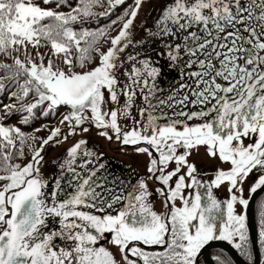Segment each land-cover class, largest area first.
Instances as JSON below:
<instances>
[{
  "label": "snow or ice",
  "instance_id": "obj_1",
  "mask_svg": "<svg viewBox=\"0 0 264 264\" xmlns=\"http://www.w3.org/2000/svg\"><path fill=\"white\" fill-rule=\"evenodd\" d=\"M53 2L43 0L45 5ZM55 3L59 8L67 0H55ZM103 3L104 0H79L76 7L65 13L41 7L32 0H0V54L13 60L11 65L0 64V69L6 73L0 77V91L5 90L4 79L19 84L23 75L26 79L19 87L22 95H12L22 100L34 93L36 99L21 109L29 113L22 123L27 124L37 108L42 107V115L48 116L65 106L70 111L61 123L67 122L71 126L70 135H75L76 128L90 120L97 129L111 128L124 145H150L158 158L151 159L148 171L154 175L160 173L156 179L167 186V190L161 188L158 191L165 196V207L171 203L172 208L161 214L154 211L148 199L151 192L144 180L133 186L127 195L108 189L111 199L101 198L96 188L102 185L93 180L96 170L88 169L92 159L79 165L88 171L87 176L76 173L72 167L78 154L89 158L95 155L83 147L87 143L85 140L68 150L65 161L79 183L74 194L59 199L60 181L55 180V187L49 190L48 182L39 176V165L43 160V146L60 135L61 129H53L47 139L42 140L41 147L34 149L32 162L21 167L10 162L12 153L5 149H15L13 135L23 145L25 134L19 128L5 127L0 123V171L6 173L0 175V182H6L0 184V264H120L113 252L101 243L104 240L119 248L125 264H137L129 256L138 257L143 264H198L201 250L214 239L230 243L238 239L234 246L247 256L251 264L253 257L248 244L246 215L238 214L235 205L248 207L249 200L243 197V183L254 170L264 173V0H172L158 21V25H162L161 31L150 34L182 41L174 46L166 44L167 55L175 62L180 59L183 49L187 57L183 67L194 69L184 75L194 81V87L182 85L190 90V96L185 95L168 106L186 107L190 102L197 110L181 109L174 113V116L185 119H172L165 114L157 117L149 113L142 129L134 127L128 132H122L118 115L129 114L134 89L141 84L140 77L146 74L155 79L160 69L152 67L150 61L142 60L143 72L133 65L131 72L125 73L130 83L118 87L115 70L122 67V63H117L118 54L131 42L129 29L144 3V0H134V7L112 21L113 25L123 21V26L111 39L112 47L100 53L99 66L84 72L73 71L72 49L80 52L77 59L83 68L85 60L91 59L87 53L98 38L107 35V28L77 33L70 25L78 22L81 16L97 15L93 8ZM124 3L125 0H107L108 9L99 15L107 17ZM45 20L51 23H42ZM193 27L197 31H189ZM41 40L50 43L53 55L63 54L67 71L54 67L51 58L45 64L44 56L39 53V63L30 58L29 46H44ZM81 41L88 46L81 48ZM21 51L26 57L24 61L13 56ZM128 59L134 60L135 57L129 56ZM142 83L144 87L148 86V80ZM105 91L114 103H119L121 94L127 96L124 108L107 111L104 107L108 102ZM173 99V96L168 97L169 101ZM144 100L149 101V96L145 95ZM165 103L159 101L160 105ZM13 107L5 106L7 109ZM144 112L141 109L142 116ZM161 118L170 122L157 124ZM192 120L202 123H187ZM82 130L87 132L89 128L83 127ZM99 134L112 139L107 131ZM246 138L252 140L247 146L244 143ZM201 146L211 157H218L231 165L227 171L218 170L212 183L206 185L209 189L207 204L202 203L199 191L194 197L191 194L186 197L183 193V189L200 184L194 176L196 168L188 163L187 158L192 150ZM180 149L184 151L179 152ZM137 151L152 156L146 147H139ZM19 152L23 155L22 148ZM172 162L177 167L168 171ZM182 167H187L190 183H186L185 175L177 176ZM173 177H177L174 187L170 184ZM225 182L229 184L231 195L230 199L221 202L212 195L211 188H219ZM260 189H264V174L258 175L249 191L256 193ZM177 199L182 201V206H176ZM122 202L121 208H114ZM260 217L259 243L264 245V204ZM50 222H55V227H50ZM106 234H110V238ZM137 244L159 246L164 250L148 252L135 246Z\"/></svg>",
  "mask_w": 264,
  "mask_h": 264
},
{
  "label": "rangeland",
  "instance_id": "obj_2",
  "mask_svg": "<svg viewBox=\"0 0 264 264\" xmlns=\"http://www.w3.org/2000/svg\"><path fill=\"white\" fill-rule=\"evenodd\" d=\"M171 2L172 0H144V3L142 4L139 10V13L133 22V25L129 29V32L131 33V42L129 43L128 47L124 49L123 52L118 54L119 60L117 61V63L118 65L122 63V67H118L115 70V75L119 80L118 87H123L124 85L130 83L129 77L125 73L131 72L133 65H135L137 68H141L143 72L142 65L140 64V61L142 60L150 61L151 66L156 67L158 69H161L163 67V64H165L167 60V53L169 51V49L166 48L165 45L168 44L169 39L166 36L161 35L157 37L150 33H158L161 31L162 25H158V21L161 18L162 11ZM134 6L135 5H133V7ZM122 26L113 35L112 38L119 34V31L121 30ZM168 26L172 27L171 24H169ZM110 47H112L111 43L108 49ZM129 56L135 57V59L129 60ZM99 64L100 61L92 67L78 72L89 71L99 66ZM140 79L141 84L136 86L134 89L135 96L132 99L130 109H128L129 114L118 115V123L121 127L122 132H128L134 127L138 130L144 127L139 121L140 111L143 105L144 94L146 91V87L143 86L142 82L143 80H148L149 84V82L151 81V77L147 76L146 74H143ZM141 89H143V91H141ZM105 98L108 102L104 107L109 112L124 108L125 104L128 101L127 96L121 94L119 96V103H114L109 99L107 91H105ZM69 111L70 110H67L65 113H63L64 115L59 120L58 124L54 127V129L57 127L61 129L60 135H58L52 141L51 144L44 145L45 148L41 152L43 160L40 162L39 165V176L48 182L49 190L55 187V180H59L61 184L63 174L68 170L65 164V161L68 159V150L80 140H85L87 143L83 147L86 150L94 153L95 155L93 157L99 156L100 154H106L112 158L117 159L118 161H121L135 168L138 173V178L136 182L138 183L140 180H144V182L148 185V191L151 192V196L148 199L152 205L153 210L156 211L158 214L168 212V207H165L164 200L158 191L159 187L155 184L156 176H158L160 173H156L154 175L153 173H150L148 171L151 159L158 158V155L155 154V152H153L151 148L148 149L152 152V156H149L147 153L138 152L137 148L139 147L147 148V146H145L144 144L124 145L121 140H118L116 138V135L111 128L97 129L93 126V123L90 120L86 121L85 124L81 127L76 128L75 135H70V132L72 131L71 126L67 122L63 124L61 123V120L65 115L69 113ZM83 127L89 128V131L84 132L82 130ZM101 131H107L108 135L112 136V139L109 140L106 137L101 136L99 134ZM65 136H67V139H64ZM251 142L252 140L247 138L244 140L245 146H247V144ZM79 157L84 159V156L82 154H78L76 163L72 165L73 168L76 166ZM187 159L188 163L195 166L196 172L194 173V176L200 182V184L193 188H185L183 193L186 197L190 194L194 197L195 193L199 191L203 198L202 203L207 204V192L209 191V189L206 187V185L212 183V181L215 179V175L218 170L222 169L227 171L230 169L231 165L230 163L221 161L218 157H211L208 154L206 148L203 146L199 147L198 149L192 150L191 154L188 156ZM30 162H32V158L29 160L28 163ZM61 165L65 166L61 167ZM176 167L177 165L172 162L168 165L167 170L172 171ZM186 173L187 167H182L181 171L177 174V176L185 175L186 183H190V178L187 177ZM260 174L264 173L253 172L244 181L243 197L245 199H250L252 193H250L249 189L256 182L258 175ZM176 179L177 177H173V180L170 182V184H174ZM62 185V191L59 193L58 198L66 199L64 195L65 188ZM228 188L229 184L225 182L219 188L213 186L211 188V192L217 200L223 202L230 199L231 194L229 193ZM236 194L239 195L238 192ZM175 204L177 207H180L182 206V201L177 199ZM235 208L238 214H246V209L244 208V206L237 204L235 205ZM50 227H55V222H50ZM106 235L110 238V234ZM237 241L238 239L235 242ZM101 243L111 252H113L115 258L120 262V264H125L119 248L110 244L108 240L101 241Z\"/></svg>",
  "mask_w": 264,
  "mask_h": 264
},
{
  "label": "trees",
  "instance_id": "obj_3",
  "mask_svg": "<svg viewBox=\"0 0 264 264\" xmlns=\"http://www.w3.org/2000/svg\"><path fill=\"white\" fill-rule=\"evenodd\" d=\"M33 3L39 4L41 7H51L53 9H56L58 11L62 12H70L72 8L76 7L79 3V0H67L66 4H61L59 8H57L55 0L51 5H45L43 4V0H32ZM134 0H125V3L117 6L114 10H112L111 15L104 17L99 15V13L105 12L108 9L107 0H104V3L102 6L96 5L93 8V11L97 13L95 16L90 17H83L81 16L80 20L76 23H73L70 25V27L73 28L74 31L77 33L88 30V31H96L101 28H107V35L101 38H98L96 43L94 44L93 48L90 49L89 53L87 55H90V60H85V66L81 68L79 66L78 56L80 55V52L73 48L71 51V57L73 59V71H81L85 70L87 68L92 67L97 62L100 61V53L106 52L113 35L120 29V27L123 25V21H118L116 24H112L113 20H118L119 17L123 16L126 10H129L130 7H133ZM125 20L127 17L124 18ZM42 23L49 24L51 21L45 20ZM111 25V27H107ZM89 41H91V38H88ZM41 47L33 48L29 46L28 53L30 54V58L39 63V56L38 53L44 56V63L47 64L48 59L51 58L54 64V67H59L64 70H68V66L63 63L64 56L63 54H60L59 56L53 55V49L51 48V45L46 40H41ZM87 43L85 41H81V48L87 47ZM13 56H19V58L24 61L26 59L23 51L20 53H13ZM0 64H13V60L11 57L0 54ZM6 75L5 71L0 69V77H4ZM26 77L23 75L19 78V84H14L12 80L10 79H4L3 83L5 85V90L0 91V123L3 124L5 127H12V128H19L21 132L25 134V142L23 145L20 143V139L13 135V139L15 141V149H5L6 152L10 151L12 153V164H18L21 167L25 166L29 160L33 156L34 149H38L41 147V142L43 139H47V137L51 134V131L54 129V127L58 124L59 120L62 118L67 110H70L68 107L60 106L55 114H49L48 116L42 115L43 108H37L34 110V115L31 116L29 119V122L27 124L22 123V120L24 117L29 116V113L25 111H21V109L28 104H31L35 102V94L30 93L28 97L23 98L22 100H18L17 96H21L22 93L19 91V87L21 84L24 83ZM12 93H16L17 96H13ZM6 105H14L12 109L5 108ZM37 129H40V131H37ZM33 137H36L37 139L33 140ZM52 141H50L48 144H51ZM47 144V145H48ZM22 148L23 155H20L19 149ZM45 147L43 146V149ZM6 173L3 171H0V175H5ZM6 183V182H0V184ZM264 204V193L259 196L255 203V216H256V224L258 229V244L261 252V262L260 264H264V245H261L259 243V230H260V210L261 205ZM246 215V224L248 229V244L249 249L252 253V262L254 263V247L252 243V239L250 236V231L248 227L247 222V213ZM239 242V241H237ZM236 243V242H234ZM234 243H232L234 245ZM235 247V246H234ZM236 248V247H235ZM237 249V248H236ZM241 257L249 262L247 256L242 255L241 251L237 249ZM211 255L214 259L215 264H237L232 256L223 248H214L211 251ZM198 264H205V260L201 258L199 260Z\"/></svg>",
  "mask_w": 264,
  "mask_h": 264
},
{
  "label": "flooded vegetation",
  "instance_id": "obj_4",
  "mask_svg": "<svg viewBox=\"0 0 264 264\" xmlns=\"http://www.w3.org/2000/svg\"><path fill=\"white\" fill-rule=\"evenodd\" d=\"M176 29L173 28V31ZM189 31H197V28L193 27ZM181 35H187V33H181ZM168 44L175 45L177 43H182L181 40L176 39L175 37H168ZM167 48V47H166ZM165 64L160 69V73L155 79L151 77V81L149 82L148 86L146 87L145 95L149 96V101H143V105L141 109H144V115H141L140 111V119L139 121L142 123L143 126L147 123L148 114L151 113L154 116L161 117L162 114H165L167 117L172 119H185L184 117H177L174 116L175 112L180 111L183 109L184 111H195L197 110L195 107L191 105L189 102L187 106L177 105L175 107H169L168 104H175L176 100L182 99L183 96L189 95L190 90L188 88H182L181 86L184 84H188L194 87V81L190 80L184 73L188 71H192L194 69H186L183 67L184 61L187 60V57L183 53V49L180 53V59L173 62L168 58H166ZM173 96L174 99L169 101L168 97ZM191 99V97H190ZM164 100L166 103L164 105H160L159 101ZM151 105V106H150ZM170 121L164 118L158 119L156 121L159 125H164L169 123ZM190 125L202 123L200 120H192L187 121ZM179 127V126H178ZM147 146V148L152 147L146 143H141ZM153 152H155L152 149ZM183 151L182 149L179 152ZM155 154H157L155 152ZM158 155V154H157ZM87 159H92V163L88 164L89 170H96V176L93 177V180L102 185V187H97L96 191L101 194V198H108L111 199V195L107 191L111 189L113 193H123V195H127L132 189L133 186H136L138 183V173L135 168L130 165H127L121 161H118L115 158H112L106 154H100L96 157H84L78 159L76 164L75 172L81 173L84 176H87L89 173L84 168L79 167L80 164L84 163ZM100 165H103L101 168ZM253 172H256L255 170ZM159 173V172H157ZM257 173V172H256ZM79 181L75 178V174L69 170H67L62 177L61 185L65 188V198H68L71 194H74L75 189L78 185ZM156 186L161 188H165L167 190V186L162 185L157 179L155 182ZM174 187V184L171 183ZM184 191V189H183ZM163 200L165 201V196H162ZM123 206V202L121 204L114 205V208H121ZM172 208V204L169 203L168 211ZM95 211V210H91ZM108 211H113L109 209ZM100 214V213H96ZM113 214L115 212L113 211ZM167 239V237H166ZM57 245L60 246V242L57 241ZM130 245L129 247H132ZM145 251L148 252H156V251H163L164 249L159 246L148 247L142 244H137ZM129 259L136 260L137 264H143V262L138 257L129 256Z\"/></svg>",
  "mask_w": 264,
  "mask_h": 264
},
{
  "label": "water",
  "instance_id": "obj_5",
  "mask_svg": "<svg viewBox=\"0 0 264 264\" xmlns=\"http://www.w3.org/2000/svg\"><path fill=\"white\" fill-rule=\"evenodd\" d=\"M264 193V189L257 190L256 193H252L249 199V205L246 208L247 213V222L250 231V236L252 239L253 247H254V263L251 264H260L261 262V252L258 244V229L256 224V216H255V203L260 195ZM214 248H223L225 249L234 259L237 264H249V262L245 261L234 245L225 240H213L208 242L205 247L201 250L200 255L198 256V263L201 258L205 260V264H215L214 259L211 255V251Z\"/></svg>",
  "mask_w": 264,
  "mask_h": 264
}]
</instances>
